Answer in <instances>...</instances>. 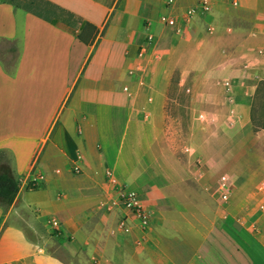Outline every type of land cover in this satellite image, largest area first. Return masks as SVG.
Masks as SVG:
<instances>
[{
	"label": "crops",
	"instance_id": "1",
	"mask_svg": "<svg viewBox=\"0 0 264 264\" xmlns=\"http://www.w3.org/2000/svg\"><path fill=\"white\" fill-rule=\"evenodd\" d=\"M198 2L0 0V157L19 183L0 264H264V160L238 165L248 139L224 150L264 80V0L183 21ZM108 174L152 213L146 232L117 230Z\"/></svg>",
	"mask_w": 264,
	"mask_h": 264
},
{
	"label": "built area",
	"instance_id": "2",
	"mask_svg": "<svg viewBox=\"0 0 264 264\" xmlns=\"http://www.w3.org/2000/svg\"><path fill=\"white\" fill-rule=\"evenodd\" d=\"M174 0H167V5H173ZM209 10L207 0H199L198 5L193 7L185 12L183 21L189 22L193 16L199 13H206ZM161 22L165 26L173 27L175 26V19L172 16H161ZM153 37L151 35L146 36L145 40L142 42L139 48L138 56H142L147 48L152 43ZM259 56H264V46L257 51ZM228 87V83L224 84ZM202 117V116H201ZM190 149L188 147H183V152L188 153ZM108 176H110L108 174ZM43 180L41 175H30L27 178V187L31 190L35 189L39 182ZM110 184L114 187L113 189L116 192V197L111 200L110 203L105 204L107 211H112L115 207H119L123 210L122 216L117 222V230L124 234H129L132 232L135 227L138 231L144 233L148 230L152 213L147 211L141 204L138 199V196L135 193L127 192L123 187H118V184L115 179L111 176L109 178ZM232 192V183L229 181L227 175L223 174L219 177L217 185L218 198L222 202H227L229 196ZM52 226H57L55 221H52Z\"/></svg>",
	"mask_w": 264,
	"mask_h": 264
},
{
	"label": "trees",
	"instance_id": "3",
	"mask_svg": "<svg viewBox=\"0 0 264 264\" xmlns=\"http://www.w3.org/2000/svg\"><path fill=\"white\" fill-rule=\"evenodd\" d=\"M250 122L253 129L264 130V80L256 89L250 111ZM19 190V183L11 175L9 166L1 162L0 157V201L10 205Z\"/></svg>",
	"mask_w": 264,
	"mask_h": 264
},
{
	"label": "rangeland",
	"instance_id": "4",
	"mask_svg": "<svg viewBox=\"0 0 264 264\" xmlns=\"http://www.w3.org/2000/svg\"><path fill=\"white\" fill-rule=\"evenodd\" d=\"M246 139H248L249 143H251L249 144L250 150H248V152L244 156L242 157L240 156L241 158L238 162V165H244V169H245V166H247V164L249 165V167L251 164H254L253 166H251V168H253V170L256 172V170L258 169L256 167L258 166L257 162L260 160H264V130L253 129L250 123V128H248L244 132V135H241L237 141L235 140L231 141L224 148V150L236 148V151H239L241 148L246 147L244 145V141ZM232 158L233 157L228 158L229 160H227L226 162H229ZM223 172H225V170ZM258 175H259V172L256 173V176Z\"/></svg>",
	"mask_w": 264,
	"mask_h": 264
}]
</instances>
